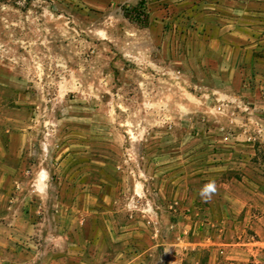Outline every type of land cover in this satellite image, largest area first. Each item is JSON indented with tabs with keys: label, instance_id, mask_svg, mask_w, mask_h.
Here are the masks:
<instances>
[{
	"label": "rangeland",
	"instance_id": "1",
	"mask_svg": "<svg viewBox=\"0 0 264 264\" xmlns=\"http://www.w3.org/2000/svg\"><path fill=\"white\" fill-rule=\"evenodd\" d=\"M156 1L0 0V94L30 111L31 151L44 159L22 172L43 169L48 189L46 211L36 214L46 227L20 232L40 238L43 252H79L63 264H264V243L248 229L241 247L250 250L228 257L233 246L219 242L208 219L213 198L200 195L215 181L199 171L226 135L251 147L264 185V83L248 87L256 100L218 107L192 85L166 80V69L180 75L182 65L163 51L173 25L158 21ZM140 2L144 27L126 14ZM160 5L170 12L169 1ZM58 220L76 224L73 238L59 236Z\"/></svg>",
	"mask_w": 264,
	"mask_h": 264
},
{
	"label": "crops",
	"instance_id": "2",
	"mask_svg": "<svg viewBox=\"0 0 264 264\" xmlns=\"http://www.w3.org/2000/svg\"><path fill=\"white\" fill-rule=\"evenodd\" d=\"M162 1L165 0L156 1L157 19L173 25V29L163 31V51L178 53L182 65L180 75L166 69V80L173 82V78L181 85H192L205 101H219L218 107L220 102H237L246 96V100H256V93L248 87L264 83V0H167V13L159 8ZM13 97L0 94V264H63L68 259L78 260V251L69 257L62 251L43 252L41 243H37L40 238L20 232L25 229L27 233L39 225L46 227L45 221H36V214L41 209L43 214L46 211L43 198L48 189L43 169L32 167L31 171L22 172L28 165L42 164L44 158L32 154L34 121L29 110H16L9 103ZM222 107L225 112L226 106ZM211 108L208 106L206 112L211 113ZM218 141L214 146L222 151L213 158L200 159L203 169L202 173L199 171L203 179L215 181V192L211 194L215 214L208 219L216 227L217 239L233 246L228 257L240 259L241 253L250 250L241 247L250 243L247 235L241 238L247 229L259 235L258 243H264V185L258 183L262 177L254 171L249 145L239 144L226 135ZM244 147L248 153L239 152L241 156L236 150L225 151H242ZM191 160L188 159L190 164ZM12 163L20 165V171L16 173ZM229 170L234 171L231 177ZM73 210L74 206L69 220L75 215ZM57 213L62 215L64 210ZM71 223L58 220L53 228L60 237L72 236L77 228Z\"/></svg>",
	"mask_w": 264,
	"mask_h": 264
},
{
	"label": "trees",
	"instance_id": "3",
	"mask_svg": "<svg viewBox=\"0 0 264 264\" xmlns=\"http://www.w3.org/2000/svg\"><path fill=\"white\" fill-rule=\"evenodd\" d=\"M126 14L132 22H135L143 27L148 25L149 15L147 14L142 2L127 8Z\"/></svg>",
	"mask_w": 264,
	"mask_h": 264
},
{
	"label": "clouds",
	"instance_id": "4",
	"mask_svg": "<svg viewBox=\"0 0 264 264\" xmlns=\"http://www.w3.org/2000/svg\"><path fill=\"white\" fill-rule=\"evenodd\" d=\"M214 192H215L214 184H207L201 189L200 195H201L202 198H204V197L210 198L211 194L214 193Z\"/></svg>",
	"mask_w": 264,
	"mask_h": 264
}]
</instances>
